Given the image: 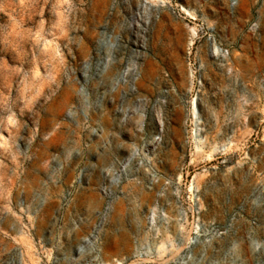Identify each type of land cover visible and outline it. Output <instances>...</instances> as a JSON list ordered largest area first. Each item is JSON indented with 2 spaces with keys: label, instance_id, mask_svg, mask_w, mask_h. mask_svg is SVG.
I'll list each match as a JSON object with an SVG mask.
<instances>
[{
  "label": "rangeland",
  "instance_id": "374dc122",
  "mask_svg": "<svg viewBox=\"0 0 264 264\" xmlns=\"http://www.w3.org/2000/svg\"><path fill=\"white\" fill-rule=\"evenodd\" d=\"M0 264H264V0H0Z\"/></svg>",
  "mask_w": 264,
  "mask_h": 264
},
{
  "label": "bare ground",
  "instance_id": "6f19581e",
  "mask_svg": "<svg viewBox=\"0 0 264 264\" xmlns=\"http://www.w3.org/2000/svg\"><path fill=\"white\" fill-rule=\"evenodd\" d=\"M254 44V43H253ZM253 49V48H252ZM254 53H252V55H253ZM196 106V105H195ZM196 109V108H195ZM196 111V110H195Z\"/></svg>",
  "mask_w": 264,
  "mask_h": 264
}]
</instances>
